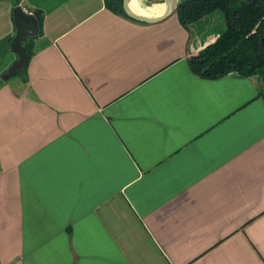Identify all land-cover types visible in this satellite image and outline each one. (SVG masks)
I'll list each match as a JSON object with an SVG mask.
<instances>
[{
  "label": "crops",
  "instance_id": "0c3cea01",
  "mask_svg": "<svg viewBox=\"0 0 264 264\" xmlns=\"http://www.w3.org/2000/svg\"><path fill=\"white\" fill-rule=\"evenodd\" d=\"M16 5L42 20L0 85V264H264L263 80L187 63L220 13L0 0L4 77Z\"/></svg>",
  "mask_w": 264,
  "mask_h": 264
},
{
  "label": "trees",
  "instance_id": "16d2710c",
  "mask_svg": "<svg viewBox=\"0 0 264 264\" xmlns=\"http://www.w3.org/2000/svg\"><path fill=\"white\" fill-rule=\"evenodd\" d=\"M103 2L112 12L127 16L123 0ZM213 12L220 13L224 27L213 42L188 58L190 71L208 79L230 73L241 76L258 74L263 80L261 96L264 100V0H178L174 13L180 24L188 29L192 23ZM34 15L40 31L42 16L38 12ZM25 45L26 39L23 41ZM26 51L28 57L31 56L32 51ZM23 73L25 70H20L16 75ZM4 81V75L0 76V85Z\"/></svg>",
  "mask_w": 264,
  "mask_h": 264
},
{
  "label": "water",
  "instance_id": "95a60500",
  "mask_svg": "<svg viewBox=\"0 0 264 264\" xmlns=\"http://www.w3.org/2000/svg\"><path fill=\"white\" fill-rule=\"evenodd\" d=\"M166 9L163 13L155 17H148L141 14H136L129 8V0H123V9L127 17L139 21L154 23L167 18L176 10L178 0H163ZM13 19L15 24V34L10 41L11 50L16 54V59L7 68L5 78L14 76L18 71L24 70L27 66L28 55L23 41L28 36H33L38 32L37 19L32 13L26 12L21 5H16L13 8Z\"/></svg>",
  "mask_w": 264,
  "mask_h": 264
},
{
  "label": "bare ground",
  "instance_id": "6f19581e",
  "mask_svg": "<svg viewBox=\"0 0 264 264\" xmlns=\"http://www.w3.org/2000/svg\"><path fill=\"white\" fill-rule=\"evenodd\" d=\"M146 3V2H145ZM129 8L136 14H141L148 17H155L160 15L166 9L165 3L152 2L149 5L143 3L142 0H129Z\"/></svg>",
  "mask_w": 264,
  "mask_h": 264
},
{
  "label": "rangeland",
  "instance_id": "374dc122",
  "mask_svg": "<svg viewBox=\"0 0 264 264\" xmlns=\"http://www.w3.org/2000/svg\"><path fill=\"white\" fill-rule=\"evenodd\" d=\"M143 1V3L144 4H146V5H149V4H151L152 2H155V3H163L164 1L163 0H156V1H150V0H142ZM146 2V3H145ZM223 27H224V24H223ZM11 80H14V78H12Z\"/></svg>",
  "mask_w": 264,
  "mask_h": 264
}]
</instances>
